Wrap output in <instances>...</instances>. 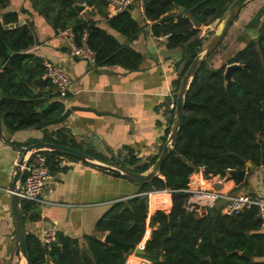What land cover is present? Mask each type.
Returning a JSON list of instances; mask_svg holds the SVG:
<instances>
[{
    "label": "trees",
    "instance_id": "1",
    "mask_svg": "<svg viewBox=\"0 0 264 264\" xmlns=\"http://www.w3.org/2000/svg\"><path fill=\"white\" fill-rule=\"evenodd\" d=\"M89 1L102 15L105 0ZM232 1L143 0L144 21L150 23L152 37H165V49L180 54L182 71L176 82L177 92L182 76L211 35L202 36L190 18L201 27H209L220 21ZM84 3L85 0H42L40 6L56 31L71 30L77 45L86 36V44L94 53L95 69L119 67L126 73L137 71L143 60L131 47L143 31L132 17L137 6L114 17L102 15L107 27L124 39V43H119L91 17L86 21L79 17L73 6ZM8 5L9 0H0V114L7 129L15 132L55 120L65 109L61 101H53L57 94L33 95L30 91L33 85H50L41 79L40 60L26 53L35 43L31 26H18L17 13L2 14ZM245 29L257 30L260 36L256 40L240 38L239 41L246 43L234 58L242 68L232 72V81L224 84L225 67L207 65L212 55L194 77L175 146L161 166L160 177L137 185V196L111 205L96 223L94 235L84 237L83 243L58 236L59 245L47 248L37 238L27 235L30 264H125L126 255L100 238L110 234L119 242L140 244L147 227L149 193H166L170 198L169 209L165 196H152L150 200L151 208L156 210L149 218L151 234L142 256L150 264H264L256 262L264 258V225L258 208L225 216L216 206L200 217L185 210L189 178L201 167L206 181L215 176L226 178L228 170H247L248 163L258 174L264 169V7ZM8 51L12 54L8 55ZM45 103L48 107L37 113ZM169 132L170 129L164 142ZM44 142L81 151L97 162L134 173L147 172L157 159L142 165L132 154L123 160L114 157L107 160L92 150L83 151L64 128L53 130L44 137ZM43 155L51 175L64 170L60 166L63 159L77 161L53 152ZM248 185L246 179L231 193ZM22 210L26 215L31 210L30 204L23 202Z\"/></svg>",
    "mask_w": 264,
    "mask_h": 264
},
{
    "label": "crops",
    "instance_id": "2",
    "mask_svg": "<svg viewBox=\"0 0 264 264\" xmlns=\"http://www.w3.org/2000/svg\"><path fill=\"white\" fill-rule=\"evenodd\" d=\"M41 2L9 0L8 7L1 13H17L18 22L21 21L18 26H31L35 43L26 53L38 58L41 66L45 61L50 62L67 74L72 82L70 93L65 99L55 97L53 101H61L65 110L70 107L78 110L59 126L15 132L7 129L0 114V264H25L18 252L9 193L15 173L14 161L19 153L34 143L44 142V137L53 130L64 128L81 145L83 151L92 150L107 160L113 157L123 160L132 154L139 160V165L149 163L159 155L169 136L164 142L166 131L172 125L170 121L174 116L176 82L182 71L179 52L167 51L166 40H153L150 23L144 21V14L138 7H134L132 17L140 23L143 31L131 47L141 54L143 60L137 71L126 73L119 67L95 69L90 63L72 58L65 39L45 19ZM89 13L94 15L90 16ZM104 13L109 17L107 7ZM78 15L85 21L91 17L119 43H124L121 36L107 27L104 17L96 12L93 4L91 7L86 6L85 12ZM29 89L33 95H56L50 86L33 85ZM41 109L37 111L42 112ZM60 166L63 171L50 174L51 178L44 189L43 203L27 202L31 210L25 215L26 234L40 242L41 231L54 229L57 237L83 243L84 237L94 235L96 223L111 205L138 194L137 185L79 161L63 159ZM248 178V187H251L253 194L263 195L260 175L256 172L255 176L247 175L245 180ZM237 184L230 178L219 176L206 181L203 173L198 171L189 178L188 189L232 194ZM236 194H245V189L232 195ZM152 196L167 197V209L170 207V198L166 193L148 194L146 232L140 244L135 246L141 251L150 238L149 218L156 210L150 206ZM206 213L195 214L200 217ZM103 237L100 238L101 242ZM142 256L131 251L126 254L125 264H150ZM256 262H264V258Z\"/></svg>",
    "mask_w": 264,
    "mask_h": 264
},
{
    "label": "water",
    "instance_id": "3",
    "mask_svg": "<svg viewBox=\"0 0 264 264\" xmlns=\"http://www.w3.org/2000/svg\"><path fill=\"white\" fill-rule=\"evenodd\" d=\"M252 0H233L223 12L220 23L217 26V29L209 36L208 40L203 45L199 54L193 59L189 68L186 70L184 75L180 80V86L176 95L175 107H174V116L172 119V125L170 128V133L167 138V141L161 148L159 155L157 156L156 161L152 165L151 169L145 173H134L127 169H121L118 167L111 166L109 164H104L97 162L90 158L87 154L71 149L68 147H63L53 143L47 142H37L28 147H25L22 151V155L19 160V166L15 168V173L13 175V180L11 184V192L10 195V208L11 215L14 224L15 236L18 246L19 256L22 260H24L25 264H30L27 250V234L25 229V215L22 210L23 201L18 195L19 192V179L21 176L20 166L24 163V158L26 156L31 155L34 152H53L60 155L68 156L77 161L88 165L92 168H95L107 175L117 177L123 180H126L135 185L149 183L155 178L160 177V169L166 158L173 151L175 146V142L177 139V135L180 131V127L184 118V104L188 95V91L190 85L199 71L200 67L205 63V61L217 50V48L221 45L223 39L225 38L227 32L230 27L233 25L234 21L239 16L241 10ZM91 7L92 4L89 0H85L84 5L75 4L73 8L76 13L85 12V7ZM178 11H183L182 8H178ZM191 23L195 28H200L201 25L190 18ZM21 24V21L18 22ZM246 37L248 40H256L259 37V33L253 29H244L242 31L241 37ZM8 55H11V51H8ZM242 66L234 63V59L231 58L227 61L226 72L224 73V84L226 85L228 82L232 81V72L237 69H241ZM48 107V104H45L41 111H44ZM76 108L70 107L64 111V113L57 119L43 122L38 127L37 130H41L47 127H56L65 122L68 117L75 112ZM40 111H37L39 113ZM257 172V169L253 167L250 163L247 164V170L241 171H226L225 174L227 178L232 179L238 184H243L245 182V178L248 174L254 175ZM260 179L263 183V195H264V169L260 172ZM223 203H220L217 207H221ZM104 244L116 247L120 249L125 255L131 251H134L136 254L143 255V251L136 248L135 245H129L122 242L117 241L110 234H105L103 237Z\"/></svg>",
    "mask_w": 264,
    "mask_h": 264
},
{
    "label": "built area",
    "instance_id": "4",
    "mask_svg": "<svg viewBox=\"0 0 264 264\" xmlns=\"http://www.w3.org/2000/svg\"><path fill=\"white\" fill-rule=\"evenodd\" d=\"M105 2L109 17H114L135 5L143 13V0H105ZM57 34L65 39L69 55L72 58L93 65L94 53L86 44V36L82 38L80 45H77L70 29L57 30ZM152 38L156 42H163L166 40L165 37ZM42 67V79L55 90L59 98L65 99L72 88V82L67 74L59 66L50 62L45 61L42 64ZM21 155L22 153H19V156L14 161L15 168L19 166ZM23 161L24 163L20 166L21 176L18 183V195L23 202L42 204L45 186L51 178L43 152H34L31 155L26 156ZM199 171L203 173L204 168L201 167ZM186 192L189 194V198L185 204V210L188 212L202 214L208 209L223 203L220 207L222 215L232 216L237 215L244 210L256 207L258 208L259 216L264 225V195L255 197H251L247 194L232 195L220 191L199 188L194 190L188 189ZM9 193L12 194L11 191H9ZM40 240L47 248L59 245L57 234L54 229L41 231Z\"/></svg>",
    "mask_w": 264,
    "mask_h": 264
},
{
    "label": "rangeland",
    "instance_id": "5",
    "mask_svg": "<svg viewBox=\"0 0 264 264\" xmlns=\"http://www.w3.org/2000/svg\"><path fill=\"white\" fill-rule=\"evenodd\" d=\"M263 7L264 0H252L241 10L239 16L234 21L233 25L230 27L221 45L217 48V50L212 54L211 58L207 61V65L210 68H220L222 66L225 68L227 67V61L231 58H234L236 52L242 49L244 44L246 43H243L242 41L238 40V37L241 35L242 30ZM219 23L220 21L216 24H211L209 27H200L196 29L200 30V34L202 36H206L207 34L210 35L217 29ZM248 180H250V178H248L247 181ZM244 189L245 194H253L251 187L249 188L247 186Z\"/></svg>",
    "mask_w": 264,
    "mask_h": 264
},
{
    "label": "flooded vegetation",
    "instance_id": "6",
    "mask_svg": "<svg viewBox=\"0 0 264 264\" xmlns=\"http://www.w3.org/2000/svg\"><path fill=\"white\" fill-rule=\"evenodd\" d=\"M244 29H245V28H244ZM244 29H243V30H244ZM243 30H242V31H243ZM253 30H254V29H253ZM255 31H257V30H255ZM257 32H258V31H257ZM258 33H259V32H258ZM241 36H242V33H241V35H240L239 37L242 38ZM259 36H260V33H259ZM239 37H238V40H240ZM243 37H244V36H243ZM233 59H234V63H235V58H233ZM236 64H237V63H236ZM226 68H227V67H226ZM226 68L224 69L225 72H226ZM225 72H224V73H225Z\"/></svg>",
    "mask_w": 264,
    "mask_h": 264
}]
</instances>
